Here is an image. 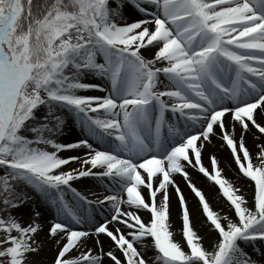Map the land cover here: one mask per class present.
Instances as JSON below:
<instances>
[{
	"label": "snow or ice",
	"instance_id": "1",
	"mask_svg": "<svg viewBox=\"0 0 264 264\" xmlns=\"http://www.w3.org/2000/svg\"><path fill=\"white\" fill-rule=\"evenodd\" d=\"M0 264H264V0H0Z\"/></svg>",
	"mask_w": 264,
	"mask_h": 264
},
{
	"label": "bare ground",
	"instance_id": "2",
	"mask_svg": "<svg viewBox=\"0 0 264 264\" xmlns=\"http://www.w3.org/2000/svg\"><path fill=\"white\" fill-rule=\"evenodd\" d=\"M250 148L253 150L255 149V143L252 140V138H249L248 140ZM212 151L217 154L218 158L221 160V166L224 168V174L229 177L232 180L236 179V175L234 173L232 164H231V157L227 151V149H221L218 144L214 145L212 148ZM205 163L207 164V159L205 160ZM194 178L198 185L206 191L209 195H213L215 193L216 187L209 181L204 180L203 177L200 174H194ZM178 182H180L181 187L183 188L186 196L188 198H191L190 190L188 187L184 184L183 180L180 177H177ZM174 199V196H173ZM175 204V203H174Z\"/></svg>",
	"mask_w": 264,
	"mask_h": 264
},
{
	"label": "rangeland",
	"instance_id": "3",
	"mask_svg": "<svg viewBox=\"0 0 264 264\" xmlns=\"http://www.w3.org/2000/svg\"><path fill=\"white\" fill-rule=\"evenodd\" d=\"M255 151V149H253ZM233 170L235 166L232 164ZM235 173V171H234ZM197 174V173H194ZM204 180H207L202 174H200ZM236 175V173H235ZM208 181V180H207ZM237 183H242L245 185V191H249L250 189L247 187V181L246 180H239L236 176V179L234 180ZM210 182V181H209ZM212 183V182H211ZM214 185V184H213ZM215 186V185H214ZM216 187V186H215ZM208 194V193H207ZM191 198H189L190 202H193V194L190 192ZM210 203L213 205L214 209L216 210H222L223 212H229V207L222 195L219 193L218 188L216 187L215 193L213 195H209ZM175 203V198L173 199V204ZM181 222L178 218L174 217L173 219V225H172V230L174 232V238L176 240H181L182 235H181ZM196 226L197 228L202 232L206 233L207 232V225L204 223V217L201 216L199 213H197L196 217ZM209 235H211L209 233Z\"/></svg>",
	"mask_w": 264,
	"mask_h": 264
}]
</instances>
